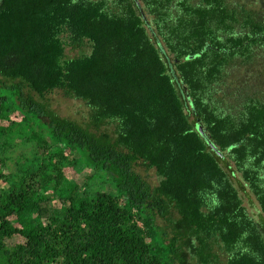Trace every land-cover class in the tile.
<instances>
[{"label": "trees", "instance_id": "trees-1", "mask_svg": "<svg viewBox=\"0 0 264 264\" xmlns=\"http://www.w3.org/2000/svg\"><path fill=\"white\" fill-rule=\"evenodd\" d=\"M0 264H264V0H0Z\"/></svg>", "mask_w": 264, "mask_h": 264}, {"label": "rangeland", "instance_id": "rangeland-1", "mask_svg": "<svg viewBox=\"0 0 264 264\" xmlns=\"http://www.w3.org/2000/svg\"><path fill=\"white\" fill-rule=\"evenodd\" d=\"M66 53L70 57L78 55V51L70 50L69 48H67ZM44 101L47 102L52 109H54L56 112L59 113V115L63 117L77 120L79 123L84 124L88 122L89 109L86 104L81 100L67 98L60 91H55L54 93L48 95ZM103 128L105 130H108L109 132H112L113 126L106 125ZM20 150H22L20 146L15 147V150L12 152V154L15 155ZM138 170L151 185L157 184V176L155 175V172L152 169L145 170L144 168L140 167ZM243 205L247 207L250 214H256L255 207L249 206V203L245 198L243 200Z\"/></svg>", "mask_w": 264, "mask_h": 264}, {"label": "water", "instance_id": "water-1", "mask_svg": "<svg viewBox=\"0 0 264 264\" xmlns=\"http://www.w3.org/2000/svg\"><path fill=\"white\" fill-rule=\"evenodd\" d=\"M202 129L200 128V131H201Z\"/></svg>", "mask_w": 264, "mask_h": 264}]
</instances>
